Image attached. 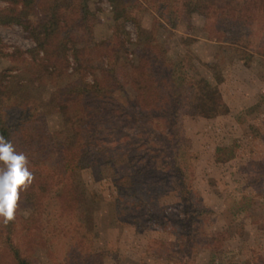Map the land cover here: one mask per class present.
<instances>
[{
  "label": "rangeland",
  "instance_id": "374dc122",
  "mask_svg": "<svg viewBox=\"0 0 264 264\" xmlns=\"http://www.w3.org/2000/svg\"><path fill=\"white\" fill-rule=\"evenodd\" d=\"M58 1L39 0L29 12L36 27L48 17L56 22L45 48L13 17L0 24L1 124L10 132L1 135L25 154L33 175L14 218L0 217V264H264V62L256 47L228 41V19L211 0H204L207 11L191 0H67L59 9ZM9 4L0 0V12ZM117 7L130 17L117 21ZM254 23L256 46L264 21ZM153 54L184 64L185 100L198 82L196 93L218 90L228 109L204 114L184 100L174 120L193 168L189 204L163 181L155 198L130 199L120 190L141 167L127 146L157 139L163 127L124 123ZM104 75L112 77L104 94L83 95L79 117L89 119L79 126L75 108L62 107L69 85ZM169 147L161 148L162 160H170ZM65 155L74 157L67 168ZM190 217L188 247L177 233Z\"/></svg>",
  "mask_w": 264,
  "mask_h": 264
},
{
  "label": "trees",
  "instance_id": "16d2710c",
  "mask_svg": "<svg viewBox=\"0 0 264 264\" xmlns=\"http://www.w3.org/2000/svg\"><path fill=\"white\" fill-rule=\"evenodd\" d=\"M9 1L10 4L0 12V24L8 22L10 19H12L11 17H13L14 21L24 24L28 30H31L34 33L35 38L43 48L50 44L48 37L50 35L52 36L56 32L55 20L53 19L54 22H52L48 17L45 19V23L42 26L36 27L34 24H32V21L29 18V12L36 8L35 6L36 4H38L39 0ZM164 1L166 0H163V2ZM195 1L196 7H198L196 8V11H198L199 9L207 11L209 9V6L206 5L207 2H205L204 0H191L190 3H193ZM65 2H67V0H59L56 4V8L58 7L59 9L63 6V4H65ZM211 2L213 3L214 7L218 8L217 11H220V13L224 14L228 19L225 29V34L230 37V40L228 41L233 42L234 44L243 43L246 46L243 47L245 49L247 48L246 50H248V48L251 49L253 47H256L255 52L261 55L260 61L264 62V37L260 41V44L256 46L253 44L254 41L252 40V36L254 35V22L258 24L259 22L262 23V21H264V0H221L219 2L211 0ZM115 10V19L117 21L122 18L130 17V14H126L125 11H123L119 7L115 8ZM54 15L56 16V12L54 13ZM75 25L76 24H73V26ZM49 29H52V31L49 32ZM111 46L112 43H107L108 48H110ZM107 47L106 49H108ZM249 53L250 52H248V54ZM250 57L255 58V56H253V52L250 53ZM78 58H76L77 62ZM80 64L81 60H79V67ZM149 66L150 72L146 74V71H144V73L141 74V77H137L136 79L137 81H139L136 82L139 89V95L136 96L133 101H131V109H133V112L125 113L126 116H124V123L129 127L130 123L132 122L136 124V122L138 121L139 124H144L148 121H155V123L163 124V127L159 126V129H157V139H153L152 141H143L140 138H136V141L134 139L131 144L127 146V150L129 149L128 151L131 153V155L135 153L134 155L136 156L138 162L141 163V167H139V169L132 174L131 185H125L123 187L121 186L120 190L121 193H124V190H126V195L130 199L135 196L136 200V196H138L137 200L140 201L145 196L155 198L157 191L165 187L163 182H167L170 190L174 192L178 191L183 204H189L196 194L189 187V180L193 172V168L191 167V160H189L188 155H186L187 153L185 149H181L179 141L181 137L179 133L174 130V127H176L174 120H177L176 117L179 115V108L185 100L184 91L186 88L184 83L186 81V71L184 69H186V67L180 61L178 63H176V61L169 62L165 59L164 56L163 58L159 59L154 54L151 56ZM100 69L102 70V67ZM179 69L181 70L179 71ZM103 71L104 73L105 71L106 73L107 71H109L108 75H110V71H112V69L111 67L108 69L103 68ZM110 78L112 77L104 75L100 78L97 77L91 84L87 81H84L82 82V85H78L77 83H75L73 87L69 85V93L72 99L71 97H69L65 102L66 104L62 105V107L67 110H72L73 107L75 108V111L78 114H76L74 118L76 117V123H78L79 126H81L82 124L87 125V121L89 119L87 113H84L82 117H79V110L81 109V106L79 104L81 103L83 95L84 100L86 101L89 94H93L94 97L97 94H104L105 83ZM116 82L120 83L119 81H117V79ZM197 84L198 82L189 84V90L193 91V94L190 92V97L187 96L188 99L185 100L186 103L195 104L198 108L197 111L204 114H209L211 111H215L214 113H223L225 111H228L227 106L222 101L221 94L218 90L202 95L196 93ZM114 87L112 86L110 90L115 89ZM112 93L113 91L106 92V95L104 97L106 99H109V95L111 96ZM82 107L84 108V106ZM105 113L109 115V113ZM109 119L111 120V118ZM1 121L2 120L0 113V136H2L1 134L8 136L10 132L5 124H1ZM140 121L143 123H141ZM124 130H127V126L124 127ZM127 134L128 133L125 132V137L128 136ZM129 137H131V135L126 139H130ZM160 138H163V140H161ZM91 140L93 142V139ZM165 145H168L170 146L169 148H171L169 153V161L162 160L161 158V148H163ZM72 160H74V157L70 159L68 158V155H65L62 159V163L64 161V165L67 168L71 166ZM162 174H166V178L161 177L160 175ZM157 180H159V184H156ZM175 182L177 186L172 185V183L175 184ZM41 185H38L37 195H39ZM144 185L145 188L148 186L149 190L143 192L142 190L144 189ZM177 187L179 188L176 189ZM60 190L56 191V197H58ZM61 191V193L63 194L64 190ZM132 205L133 203L129 202L127 204H124L123 207L126 206L125 210L128 207V210L130 209L129 206L132 207ZM65 210L66 209L64 208V203H60V214H63ZM192 220L193 217L186 218L185 222L187 225L183 227L185 228V230H182L181 233H177L179 240H182L183 244L186 243L185 245L188 247L191 246V241L193 240V236L195 235L193 234L194 231L191 228ZM225 234H227L225 231L221 233H213L212 240L216 241L220 238L224 239ZM198 235L200 234H197V236Z\"/></svg>",
  "mask_w": 264,
  "mask_h": 264
},
{
  "label": "clouds",
  "instance_id": "9594fccd",
  "mask_svg": "<svg viewBox=\"0 0 264 264\" xmlns=\"http://www.w3.org/2000/svg\"><path fill=\"white\" fill-rule=\"evenodd\" d=\"M32 179L25 154L17 151L11 140L0 136V217L5 223L14 218L20 192Z\"/></svg>",
  "mask_w": 264,
  "mask_h": 264
}]
</instances>
